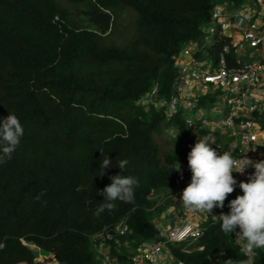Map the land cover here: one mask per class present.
I'll list each match as a JSON object with an SVG mask.
<instances>
[{"label": "trees", "instance_id": "trees-1", "mask_svg": "<svg viewBox=\"0 0 264 264\" xmlns=\"http://www.w3.org/2000/svg\"><path fill=\"white\" fill-rule=\"evenodd\" d=\"M216 1L0 0V121L12 113L24 128L12 158L0 164V264H36L28 244L60 264H95L91 236L124 218L132 242L163 240L152 221V192L180 189L192 175L191 148L200 137L211 147L216 138L189 128L184 110L169 117L157 103L175 94L176 58L203 37ZM156 86L153 102L144 104ZM105 156L112 168L100 177ZM121 159L129 161L125 171L117 167ZM117 174L138 179L134 203L117 200L96 215L100 192ZM240 194L237 181L218 214L229 213ZM180 195L174 206H182ZM202 227L197 244L204 250L170 246L177 260L246 259L219 221ZM254 260L264 264L263 249Z\"/></svg>", "mask_w": 264, "mask_h": 264}, {"label": "built area", "instance_id": "built-area-1", "mask_svg": "<svg viewBox=\"0 0 264 264\" xmlns=\"http://www.w3.org/2000/svg\"><path fill=\"white\" fill-rule=\"evenodd\" d=\"M243 1L215 5L212 25L204 31L203 38L188 42L176 58L175 94L170 100L161 99L157 104L168 107L169 117L184 110L189 128L214 134L213 149L218 154L231 152L237 159L245 155L259 162L264 153L261 126L264 114V0H246V7ZM235 6L239 9L232 13L229 7ZM241 19L244 20L242 24ZM214 39L216 43L208 59H201L202 49ZM157 89L158 86L149 96L152 102ZM207 98L212 101L202 107L203 99ZM209 106L211 108H207ZM188 111H193L194 115L189 117ZM254 171L249 166L243 174L234 172L233 176L239 182H246ZM190 181L191 178L187 185ZM213 215L219 216L216 208L209 217L189 212L184 207L173 210V226L166 236L168 243L185 244L201 238L204 234L202 224ZM114 231L116 235L108 232L106 239L119 243L118 236H125L129 225L124 221ZM238 231L237 228L235 237ZM164 245L150 244L140 248L133 264H161ZM113 261L106 256L104 264H121Z\"/></svg>", "mask_w": 264, "mask_h": 264}, {"label": "clouds", "instance_id": "clouds-1", "mask_svg": "<svg viewBox=\"0 0 264 264\" xmlns=\"http://www.w3.org/2000/svg\"><path fill=\"white\" fill-rule=\"evenodd\" d=\"M223 1L226 2L229 0ZM215 4L216 2L214 3L213 9ZM243 22L244 20L241 19L240 23L242 24ZM145 99L149 100V98ZM143 102L145 103L146 101L143 100ZM23 135L24 128L15 114L9 113L6 118L0 121V164L12 158V154L20 145ZM215 143L216 139L211 147L210 145L212 143L209 142L208 137H200L188 153V167L192 175L188 176L187 180L183 182L180 188L181 192L173 198L177 199L181 194L179 200L182 202V206H174V204H171L169 205V210L161 219L152 217V221L159 229L160 236L163 240L158 243L144 242L139 244L132 242V239H130L132 233L131 226L128 218H124L119 223L113 226H107L101 232L91 236L92 248L96 254L95 264H104L106 256L121 264H133V258L138 255L139 249L150 244H165L163 262L161 264L166 262V257L172 264H179L181 261L174 257L170 246L179 248L188 254L203 251L204 247L198 246L197 249L188 248L196 243L198 239L185 244L168 243L166 236L168 235L169 229L173 226V210L184 207L189 212H198L206 214L209 217V214L214 208L223 209L225 200L229 194L235 191L237 186V180L234 178L233 173L243 174L249 166L253 167L255 171L248 177L246 182H239V188L243 194L238 195L228 203L229 213L225 214L221 212L219 216L213 215L211 219L214 222H220V229L226 235L234 232L235 237V231L237 228L239 229L236 232L235 240L239 242L237 243L240 245V251L246 257L244 261H241V264H254L257 250L264 249V160L254 162L245 155L237 159L231 152L218 154L213 149ZM111 161L108 156L103 158L100 163V173L98 176L103 177L105 175V169L112 168ZM128 164L129 161L127 159H121L118 161L117 167L125 171ZM176 171H180L179 163ZM190 178L191 181L187 185ZM109 179L111 183L100 192V195L104 199L98 205L96 215L103 213L105 210L111 211L115 207L114 201L119 200L125 203H134L135 201V188L139 186L137 178L117 174L110 176ZM162 191H153L150 198L155 201L153 198L155 194ZM158 209V205L155 203L150 212L153 215ZM124 221L129 225V232L125 236H118L119 243L115 240L106 239L108 232L116 235L114 231L115 227ZM115 237L117 238V236ZM28 246L34 250L36 258H38L36 251H41L48 255L46 262L43 264H60L54 254L36 248L33 244H28ZM120 256H126V258L122 259ZM225 264H232L231 259L225 261Z\"/></svg>", "mask_w": 264, "mask_h": 264}, {"label": "rangeland", "instance_id": "rangeland-1", "mask_svg": "<svg viewBox=\"0 0 264 264\" xmlns=\"http://www.w3.org/2000/svg\"><path fill=\"white\" fill-rule=\"evenodd\" d=\"M244 3V6L246 7L248 5V1H243ZM220 4H223V5H228L227 2L223 1V0H217L216 1V4L215 5H220ZM231 12L235 13L237 12V10L239 9V6H235V7H229ZM127 22V21H126ZM212 25V22H209L208 25L205 26L204 28V31L206 29H208L209 26ZM208 31V30H207ZM206 32V31H205ZM122 37V32L119 31L117 34H115V39L118 40ZM215 43H216V40L214 39L213 42L209 45H207L204 49H202V53L200 54L201 56V59H208V56L209 54L211 53L212 51V48L215 46ZM145 103L144 104H150L152 101L151 99L147 100L145 99ZM223 101V100H222ZM223 104V102L220 104H218L219 107H221ZM202 107H204V104H202ZM207 108H211L210 106L207 107ZM194 112H187V115L189 117H192L194 114ZM169 133H172V135L175 134V131L174 130H170ZM181 190L178 189V190H164L162 192H158L155 194V196L153 197L158 205V210L156 211L155 214L152 215V217H156V219H161L162 216H164L167 211L169 210V205H171L172 201H174L175 199H173L175 196L178 195V193H180ZM173 204V203H172ZM196 247V248H195ZM189 249H197L198 248V244L197 242L194 243L193 245L189 246L188 247ZM264 250V249H263ZM37 255H38V258L35 259V263L36 264H43L46 262V257L48 256L47 254H44L43 252L41 251H36ZM173 264H177V263H173ZM254 264H255V260H254Z\"/></svg>", "mask_w": 264, "mask_h": 264}, {"label": "crops", "instance_id": "crops-1", "mask_svg": "<svg viewBox=\"0 0 264 264\" xmlns=\"http://www.w3.org/2000/svg\"><path fill=\"white\" fill-rule=\"evenodd\" d=\"M165 263L164 264H172L170 261H169V259H167V257H166V259H165Z\"/></svg>", "mask_w": 264, "mask_h": 264}]
</instances>
